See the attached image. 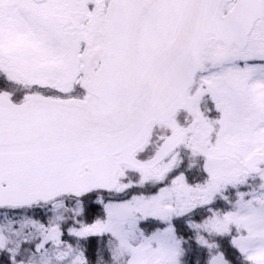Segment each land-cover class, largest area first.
<instances>
[{
    "label": "snow or ice",
    "instance_id": "obj_1",
    "mask_svg": "<svg viewBox=\"0 0 264 264\" xmlns=\"http://www.w3.org/2000/svg\"><path fill=\"white\" fill-rule=\"evenodd\" d=\"M0 264H264V0H0Z\"/></svg>",
    "mask_w": 264,
    "mask_h": 264
}]
</instances>
